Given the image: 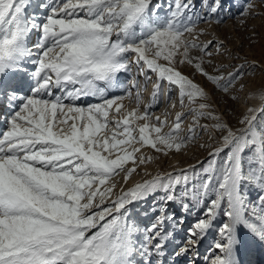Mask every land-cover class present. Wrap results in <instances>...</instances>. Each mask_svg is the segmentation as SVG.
<instances>
[{
  "label": "snow or ice",
  "instance_id": "1",
  "mask_svg": "<svg viewBox=\"0 0 264 264\" xmlns=\"http://www.w3.org/2000/svg\"><path fill=\"white\" fill-rule=\"evenodd\" d=\"M205 3L0 0V264H242L264 246V88L255 105L239 84L261 65L203 39L223 0ZM233 6L244 24L264 0ZM190 146L196 163L147 170Z\"/></svg>",
  "mask_w": 264,
  "mask_h": 264
},
{
  "label": "rangeland",
  "instance_id": "2",
  "mask_svg": "<svg viewBox=\"0 0 264 264\" xmlns=\"http://www.w3.org/2000/svg\"><path fill=\"white\" fill-rule=\"evenodd\" d=\"M156 2L160 3L161 5L167 6V4L171 3V0H156ZM256 2L258 3L259 0H256ZM211 4L212 0H206L204 9L206 10L208 7L211 6ZM257 11H262V14L259 17L248 19L246 23L241 24L240 19L237 17L238 9L233 6V0H223V7L218 13V16L222 20V22L219 24L213 22L211 25H205L202 23L200 25V27L202 28L207 27L210 33L208 36L203 37V39L209 40L218 38L220 40H224L227 44V47L232 52H238L241 57H246L248 61H255L261 65L260 68H246V74L239 82V84H243L246 86L244 92L240 93L241 100L243 101L245 94L254 96L256 98L251 99L249 103L255 105H259V96L261 95L260 90L264 88V10L258 8ZM223 63L229 65V67L226 69L227 72L233 71L231 65L242 64L244 63V60H223ZM209 70L211 71V69ZM185 71L189 70L185 69ZM198 79L203 82L202 78L198 77ZM239 84L237 85L238 87ZM172 100H176L175 94L172 95ZM150 102L151 98L145 101L144 104L147 105ZM125 103L128 102L125 101ZM132 106L135 107V104H133ZM230 106H232V102L229 101L227 97H223L220 100L219 110L223 111L224 108H228ZM165 110L172 111L168 107V103L166 101L165 96L161 94L159 98V103L154 109V113L155 115H161ZM188 123H190V118L189 121L185 123V127H187ZM145 151L148 152L149 150L145 149ZM149 154H151V152H149ZM204 155L205 153L203 150H200L195 146H190L187 149L186 154L162 157L159 161V165H150L147 170L149 172H152L153 174L161 170L170 171V165L184 167L187 164L196 163V160L193 157L198 156L202 158ZM145 178L147 177H144L143 175H134L133 182L140 181ZM117 179H119V177H117ZM136 211H140L139 206L137 207ZM195 215L196 214L193 213L192 217H190L189 219L194 220ZM208 246L209 242H206V244L201 247V252L203 253L208 248ZM251 246L252 251L254 252V250L256 249L255 244H251ZM255 255L256 254H254L253 258L255 257Z\"/></svg>",
  "mask_w": 264,
  "mask_h": 264
},
{
  "label": "bare ground",
  "instance_id": "3",
  "mask_svg": "<svg viewBox=\"0 0 264 264\" xmlns=\"http://www.w3.org/2000/svg\"><path fill=\"white\" fill-rule=\"evenodd\" d=\"M151 92H152V88H151V85H150L148 87V91L144 93V102L151 98ZM93 102H95V101H93ZM5 130H6V125L3 127V131H5ZM146 206L147 205H144V207H146ZM250 248H251L250 243H248L246 241L244 247L241 250V255L243 254L244 251H247Z\"/></svg>",
  "mask_w": 264,
  "mask_h": 264
}]
</instances>
